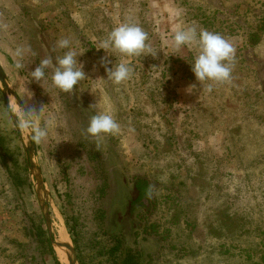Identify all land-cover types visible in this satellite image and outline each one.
<instances>
[{"label": "rangeland", "instance_id": "1", "mask_svg": "<svg viewBox=\"0 0 264 264\" xmlns=\"http://www.w3.org/2000/svg\"><path fill=\"white\" fill-rule=\"evenodd\" d=\"M128 23L147 33L145 52L108 56L102 41ZM188 26L234 47L227 81H195L196 50L172 44ZM63 38L84 53L70 93L51 83ZM18 48L30 49L19 69ZM43 59L39 84L30 71ZM111 62L129 63L130 79H107ZM0 68V264H54L32 226L57 260L67 235L76 264H109L113 236L145 264H264V0H0ZM25 104L41 108L40 142L19 127ZM94 112L119 131L87 135ZM137 178L152 194L132 227Z\"/></svg>", "mask_w": 264, "mask_h": 264}, {"label": "clouds", "instance_id": "2", "mask_svg": "<svg viewBox=\"0 0 264 264\" xmlns=\"http://www.w3.org/2000/svg\"><path fill=\"white\" fill-rule=\"evenodd\" d=\"M147 40V33L140 26L131 23L121 24L107 34L100 45V49L104 50L106 54L111 52L113 55L121 57H135L145 52L148 47ZM71 44L70 38H63L58 41L57 47L62 50L67 49V51H64L63 55L57 58L51 75L53 87L64 93L73 92L74 88L86 76L83 71V63L78 60V57L84 53L78 54L72 49ZM172 44L176 49L192 47L196 50V55L190 64V70L196 82H223L230 78V63L234 59L235 49L219 34L208 30L197 31L192 26L183 27L175 32L172 37ZM25 51H30V49L18 48L15 52L18 58L16 64L18 69L23 67L19 60L23 58ZM49 67H52L50 59L41 60L30 71L31 81L41 84L47 77L46 70ZM104 71L106 78L114 84L127 81L133 74V68L126 62H111V66H105ZM190 86L194 87L195 84ZM40 111L41 108L37 110L27 104L24 107L19 106V127L24 129L29 134L30 140L35 142L42 141L48 135L47 127H39L34 122V118L38 117ZM85 131L87 135L94 137L112 134L119 131V125L111 113L94 112Z\"/></svg>", "mask_w": 264, "mask_h": 264}, {"label": "trees", "instance_id": "3", "mask_svg": "<svg viewBox=\"0 0 264 264\" xmlns=\"http://www.w3.org/2000/svg\"><path fill=\"white\" fill-rule=\"evenodd\" d=\"M8 150L5 151V149L0 148V161L3 165H5V160L8 155ZM5 157V159H4ZM18 179L19 176H17ZM19 185H22V182H18ZM133 191L135 192V198L132 199V201L129 204V214H130V225L132 227H135V221L133 220V216L131 215V212H133L138 207H141L144 205V202L149 201V197L151 196V189L147 181L143 179H134L133 183ZM74 237L73 244L76 243V236L77 233L69 232ZM29 234L34 236L36 243H45V246L47 248V254L52 257V260L54 264H60L57 260L55 253L52 249V247L49 244V240L47 237V232L45 229L40 227H33L30 230ZM76 238V239H75ZM113 246L107 251L108 256V262L109 264H145L144 258L142 254L139 251H134L133 249L127 247L124 243V240L119 236H113Z\"/></svg>", "mask_w": 264, "mask_h": 264}, {"label": "bare ground", "instance_id": "4", "mask_svg": "<svg viewBox=\"0 0 264 264\" xmlns=\"http://www.w3.org/2000/svg\"><path fill=\"white\" fill-rule=\"evenodd\" d=\"M55 252L58 257V260L62 264H72L70 253L68 251V242H67L66 236H65V239L60 237L58 243H56L55 245Z\"/></svg>", "mask_w": 264, "mask_h": 264}, {"label": "water", "instance_id": "5", "mask_svg": "<svg viewBox=\"0 0 264 264\" xmlns=\"http://www.w3.org/2000/svg\"><path fill=\"white\" fill-rule=\"evenodd\" d=\"M0 83L2 84V86H5L6 87L5 80H4V77H3V72H2V69L1 68H0ZM69 244H68V251L70 253V257H71V260H72V264H76L75 261H74V258H72V256H71V252H73V250L70 248V245Z\"/></svg>", "mask_w": 264, "mask_h": 264}]
</instances>
